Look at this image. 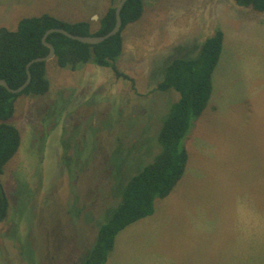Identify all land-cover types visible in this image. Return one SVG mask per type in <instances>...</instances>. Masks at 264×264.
<instances>
[{"label":"rangeland","instance_id":"374dc122","mask_svg":"<svg viewBox=\"0 0 264 264\" xmlns=\"http://www.w3.org/2000/svg\"><path fill=\"white\" fill-rule=\"evenodd\" d=\"M119 1L0 0V28L49 14L89 22L94 34ZM144 6L123 31L117 66L129 79L94 64L61 68L53 59L49 92L17 99L11 123L21 146L0 176L10 199L0 264L82 261L128 181L163 151L164 122L181 98L158 89L167 67L198 57L215 23L225 43L208 106L184 140L185 173L156 199L154 216L117 234L106 264H230V250H244L245 241L254 255L235 264L264 261V12L234 0Z\"/></svg>","mask_w":264,"mask_h":264},{"label":"trees","instance_id":"16d2710c","mask_svg":"<svg viewBox=\"0 0 264 264\" xmlns=\"http://www.w3.org/2000/svg\"><path fill=\"white\" fill-rule=\"evenodd\" d=\"M242 7H252L264 12V0H234ZM144 0H128L122 11V27L118 34L96 45L72 40L60 33L50 34L46 41L55 48V62L61 68L76 70L80 65L94 64L110 68L119 79H129L117 61L124 50L123 31L138 21L144 12ZM116 6H111L100 20V28L90 33L89 22H69L53 15L43 14L23 18L16 30L0 28V79L10 88L17 89L27 80V65L36 58L49 54L42 38L55 28H62L79 36H103L116 24ZM225 34L217 30L207 38L198 57L176 59L166 69L164 80L158 89H174L181 98L165 120L161 133L163 151L152 164L141 169L126 184L120 206L112 217L99 225L94 233L95 241L78 264H106L117 234L131 224L153 215L156 199L168 197L182 179L188 154L184 140L194 119L207 108L213 91L212 76L223 51ZM31 81L18 94L0 86V176L6 165L21 146V133L11 123L16 101L21 96H44L50 90L47 62H36L29 68ZM10 199L0 180V224L9 215Z\"/></svg>","mask_w":264,"mask_h":264},{"label":"water","instance_id":"95a60500","mask_svg":"<svg viewBox=\"0 0 264 264\" xmlns=\"http://www.w3.org/2000/svg\"><path fill=\"white\" fill-rule=\"evenodd\" d=\"M127 1L128 0H120L118 2V4L116 5V10H115L116 24H115L114 28L109 33H107L103 36H79V35H74V34L68 32L62 28H55V29L48 30L44 34V36L42 38V42L46 47L49 48V54L45 57L36 58V59H34L28 63V65H27V80L25 81V83L17 89H12V88H10V86L8 85V83L5 80L0 79V86L5 87L10 93H13V94L21 93L28 86V84L31 81V74L29 71L30 66L36 62H49L55 58L54 46L46 41L47 37L52 33H60V34H63L72 40L79 41L81 43L89 44V45H96V44L102 43L105 40L109 39L110 37L118 34L121 30V27H122L121 11H122V9H123V7Z\"/></svg>","mask_w":264,"mask_h":264},{"label":"crops","instance_id":"0c3cea01","mask_svg":"<svg viewBox=\"0 0 264 264\" xmlns=\"http://www.w3.org/2000/svg\"><path fill=\"white\" fill-rule=\"evenodd\" d=\"M217 2V1H216ZM185 26H187V25H184V27ZM193 26V25H192ZM208 27H211L210 25H207ZM207 27V28H208ZM189 30L191 31V30H194V28H189ZM217 31V24L215 23V25H214V27H213V31L211 32V34L209 35V37H211L212 35H214L215 34V32ZM224 43H225V41H224ZM124 44H125V42H124ZM124 47H125V45H124ZM224 47V46H223ZM223 52V51H222ZM215 70H217V67L215 68ZM216 72V71H215ZM167 198V197H166ZM155 211H156V209H155ZM155 211H154V213H153V215H151V217L152 216H154L155 215ZM148 217H150V216H148ZM147 218V217H146ZM144 219V218H143ZM138 222V221H137ZM136 223V222H135ZM135 223H133V225L135 224ZM132 225V224H131ZM242 246H243V248H244V250H240V251H237V250H230V264H235V260H236V257L237 256H241L242 257V259H243V262H250V260H251V258L253 257V248H254V244H249L248 243V241H245L243 244H242ZM249 248L251 249V251L249 250ZM155 263L156 264H160V261L159 262H157V261H155ZM162 264V263H161ZM167 264V263H166ZM259 264H264V261H262L261 263H259Z\"/></svg>","mask_w":264,"mask_h":264},{"label":"flooded vegetation","instance_id":"af4514ba","mask_svg":"<svg viewBox=\"0 0 264 264\" xmlns=\"http://www.w3.org/2000/svg\"><path fill=\"white\" fill-rule=\"evenodd\" d=\"M136 110H137V109L135 108V109H134V112H136ZM133 116H134V115H133ZM70 120H72V118H71ZM95 120H96V117L94 118V122H93L94 125H95Z\"/></svg>","mask_w":264,"mask_h":264}]
</instances>
